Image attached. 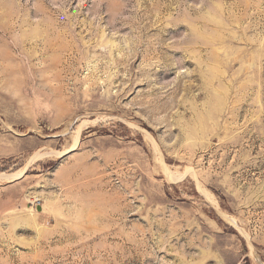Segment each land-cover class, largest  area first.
<instances>
[{
  "label": "rangeland",
  "instance_id": "374dc122",
  "mask_svg": "<svg viewBox=\"0 0 264 264\" xmlns=\"http://www.w3.org/2000/svg\"><path fill=\"white\" fill-rule=\"evenodd\" d=\"M0 264H264V0H0Z\"/></svg>",
  "mask_w": 264,
  "mask_h": 264
}]
</instances>
